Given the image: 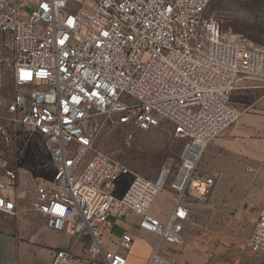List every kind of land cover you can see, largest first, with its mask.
Here are the masks:
<instances>
[{"label": "built area", "instance_id": "built-area-1", "mask_svg": "<svg viewBox=\"0 0 264 264\" xmlns=\"http://www.w3.org/2000/svg\"><path fill=\"white\" fill-rule=\"evenodd\" d=\"M212 1L0 0V138L12 143L16 128L42 138L51 176L36 186L33 210L71 239L51 264H126L132 235L122 228L119 238L104 236L116 223L155 236L145 264H181L160 249L179 244L191 212L185 193L205 201L216 177L194 164L179 183L181 167L162 220L149 209L170 164L147 179L93 143L103 123L149 130L166 122L184 145V164L237 121L232 93L241 80L264 83V50L224 34L206 16ZM0 168V216H14L12 175ZM247 247L264 255V201Z\"/></svg>", "mask_w": 264, "mask_h": 264}, {"label": "rangeland", "instance_id": "rangeland-1", "mask_svg": "<svg viewBox=\"0 0 264 264\" xmlns=\"http://www.w3.org/2000/svg\"><path fill=\"white\" fill-rule=\"evenodd\" d=\"M206 16L218 21L224 34L238 35L264 50V0H213ZM231 103L241 115L204 147L194 167L201 176L216 177L213 192L205 201L198 200L192 191L185 193L191 212L179 244L160 249L162 255L181 264H264V255L247 247L264 201V83L241 80L232 93ZM128 135L132 136L129 145ZM183 146L173 139L166 122L149 130L103 123L93 150L147 179H153L169 163L168 184L149 211L163 220L168 209L166 198L173 199L170 185L183 164ZM3 165L12 175L7 190L18 213H34L35 188L51 176L40 134L30 128H16L12 143L5 144L0 138V167ZM127 181L125 178L121 182L122 189ZM111 234L117 237L114 232ZM149 242L141 239V248ZM132 254L139 256L138 250Z\"/></svg>", "mask_w": 264, "mask_h": 264}, {"label": "crops", "instance_id": "crops-1", "mask_svg": "<svg viewBox=\"0 0 264 264\" xmlns=\"http://www.w3.org/2000/svg\"><path fill=\"white\" fill-rule=\"evenodd\" d=\"M166 202L168 209L164 217L172 208V200L166 198ZM122 228L133 238L126 253V264H145L156 243L155 236L122 223H116L109 233L105 232L104 236L113 237L111 233L114 232L117 237L113 238H119L123 232ZM141 239L150 241V244L141 248ZM70 243L71 239L68 235L52 231L36 212L27 215L17 213L14 216H0V264H51L53 252L69 247ZM81 244L82 241L73 244L74 252L79 253ZM135 250H138V257L132 254Z\"/></svg>", "mask_w": 264, "mask_h": 264}, {"label": "bare ground", "instance_id": "bare-ground-1", "mask_svg": "<svg viewBox=\"0 0 264 264\" xmlns=\"http://www.w3.org/2000/svg\"><path fill=\"white\" fill-rule=\"evenodd\" d=\"M71 7H77V5L74 2L70 3ZM203 147L197 146L193 149V156L191 157H187L185 160L186 162L183 164L182 168H181V175L178 179L179 183H182V181L184 180V178L186 177V175L190 172V170L193 168L195 162L198 160L200 154L203 151ZM2 170V168H0V171ZM176 185V183H174Z\"/></svg>", "mask_w": 264, "mask_h": 264}, {"label": "snow or ice", "instance_id": "snow-or-ice-1", "mask_svg": "<svg viewBox=\"0 0 264 264\" xmlns=\"http://www.w3.org/2000/svg\"><path fill=\"white\" fill-rule=\"evenodd\" d=\"M22 78H24V77H22Z\"/></svg>", "mask_w": 264, "mask_h": 264}]
</instances>
